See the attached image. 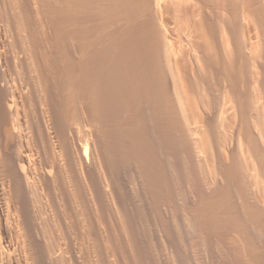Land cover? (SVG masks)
I'll return each mask as SVG.
<instances>
[{
  "label": "bare ground",
  "instance_id": "6f19581e",
  "mask_svg": "<svg viewBox=\"0 0 264 264\" xmlns=\"http://www.w3.org/2000/svg\"><path fill=\"white\" fill-rule=\"evenodd\" d=\"M0 264H264V0H0Z\"/></svg>",
  "mask_w": 264,
  "mask_h": 264
},
{
  "label": "rangeland",
  "instance_id": "374dc122",
  "mask_svg": "<svg viewBox=\"0 0 264 264\" xmlns=\"http://www.w3.org/2000/svg\"><path fill=\"white\" fill-rule=\"evenodd\" d=\"M176 227L178 231L181 233L179 235V241L181 244L187 245V251L191 254L198 255L200 252H202L199 244L195 239H192V233L187 230V232L184 230L185 226V212L180 211L177 214V220H176ZM179 228H182L181 231Z\"/></svg>",
  "mask_w": 264,
  "mask_h": 264
}]
</instances>
